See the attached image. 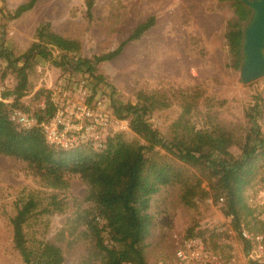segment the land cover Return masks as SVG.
<instances>
[{
	"label": "rangeland",
	"instance_id": "374dc122",
	"mask_svg": "<svg viewBox=\"0 0 264 264\" xmlns=\"http://www.w3.org/2000/svg\"><path fill=\"white\" fill-rule=\"evenodd\" d=\"M26 1L0 0V50L12 59L34 40L41 22H49L64 37L79 40L81 49L76 57L92 59L116 48L138 23L153 16L154 24L139 40L126 43L112 60L94 63V74L100 77L97 84L112 91L119 104L136 103L139 94L167 96V106L154 108L146 116L167 142L187 100L191 101L185 116L189 124L209 129L217 118L223 129L233 133L239 141L229 148L234 157L241 154L240 145L247 135L258 129L264 139V76L242 84L224 37L228 22L236 17L233 0H94L89 13L86 0H38L18 18H7L8 12ZM53 56H58L55 49ZM35 60L28 75L29 88L21 98L32 111L44 100L43 94L35 93L70 69L63 71L39 56ZM15 82L7 61L0 57V95L13 89ZM256 101L259 107L253 110ZM253 115L254 122L250 121ZM119 134L126 141L145 143L130 128ZM63 180L53 185L35 174L27 162L0 155V264L22 263L13 246L10 220L30 197L37 207L24 226L29 245L45 240L55 243L62 251V264H80L84 259L98 262L91 241L78 233L83 226L74 230L72 223L76 212L90 205L84 200L88 187L75 174L67 173ZM201 186L203 190L191 207L181 203L178 184L167 185L153 195L149 264H175L176 238H182L194 222L207 229L203 235L210 247L216 243L225 257L234 258L233 263L243 259V244L235 231L229 233L230 218L222 213L223 200H212L206 180ZM244 196L252 214L241 220V225L250 233H262L264 163ZM211 229L219 231L213 241ZM262 254L264 258V247Z\"/></svg>",
	"mask_w": 264,
	"mask_h": 264
},
{
	"label": "trees",
	"instance_id": "16d2710c",
	"mask_svg": "<svg viewBox=\"0 0 264 264\" xmlns=\"http://www.w3.org/2000/svg\"><path fill=\"white\" fill-rule=\"evenodd\" d=\"M37 1L20 3L7 13V18H18L33 8ZM93 3L94 0H86L88 13ZM233 6L236 17L228 22L224 37L233 66L239 68L242 27L250 10L240 0H233ZM154 20L150 16L138 23L116 48L92 59L76 57L81 49L80 41L62 36L52 29L49 22L37 25L34 40L16 58L12 59L0 50V57L7 61V68L14 73L16 80L13 89L3 92L0 99V155L27 162L35 174L53 185L63 182L67 173L78 175L86 183L88 190L84 200L90 205L76 212L72 223L74 230L83 226L78 233L91 241L92 253L99 260L93 263L84 259L80 264H149V237L154 224L149 209L153 195L167 185L178 184L181 203L191 207L203 190L201 184L204 180L214 202L224 198L222 213L230 218V229L239 236L243 251L251 248L250 242L241 235V220L252 214L244 192L264 163V139L258 129L247 135L240 145L241 154L234 157L229 148L239 141L233 133L223 129L217 118L216 121L211 119L214 124L209 129L189 124L185 116L190 111L191 101L187 100L172 125V137L167 142L146 117L154 108L167 106V96L139 94L136 103L119 104L115 102L112 91L114 112L119 118L126 119L129 128L145 143L126 141L119 131L108 137L106 147L100 152L87 146L63 150L49 145L40 127L20 129L9 118L12 108L28 111L39 121L53 112L47 89L35 93L44 95V109L29 110L21 101L29 88L28 75L37 56L60 66L63 71L70 68L68 71L88 73L97 85L100 77L94 74V63L118 56L126 43L139 40L152 27ZM54 49L58 52L57 58L53 56ZM258 107L256 101L253 110ZM250 121L254 122V115ZM36 207L37 201L30 197L18 206L10 220L12 242L21 256V264H62L63 254L55 243L47 240L35 246L27 243L24 226ZM259 225L264 241L263 219L259 220ZM211 230L213 241L219 231ZM206 231L194 222L186 228L182 238L200 237L208 249L220 254L225 262L229 261L231 256L229 259L225 257L221 250H217L216 243L209 246L203 235Z\"/></svg>",
	"mask_w": 264,
	"mask_h": 264
},
{
	"label": "built area",
	"instance_id": "2783aa9c",
	"mask_svg": "<svg viewBox=\"0 0 264 264\" xmlns=\"http://www.w3.org/2000/svg\"><path fill=\"white\" fill-rule=\"evenodd\" d=\"M93 82L88 73L67 71L46 88L53 107L49 117L39 121L28 111L12 108L9 118L20 129L40 127L45 141L55 148L67 150L87 146L100 152L106 147L109 136L126 131L129 126L126 119L119 118L114 112L111 92ZM44 107L43 100L40 109ZM219 199L223 200L222 197ZM241 235L250 242L251 248L243 251L239 263H233V257L225 262L220 254L208 249L200 237H189L176 238L175 264H264L263 234L243 229Z\"/></svg>",
	"mask_w": 264,
	"mask_h": 264
},
{
	"label": "water",
	"instance_id": "95a60500",
	"mask_svg": "<svg viewBox=\"0 0 264 264\" xmlns=\"http://www.w3.org/2000/svg\"><path fill=\"white\" fill-rule=\"evenodd\" d=\"M249 10L242 27L239 78L247 84L264 76V0H240Z\"/></svg>",
	"mask_w": 264,
	"mask_h": 264
}]
</instances>
